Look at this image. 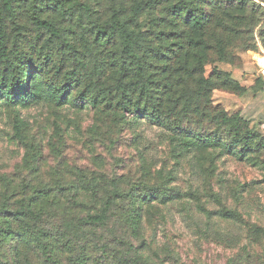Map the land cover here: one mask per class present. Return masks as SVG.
<instances>
[{"label":"rangeland","instance_id":"1","mask_svg":"<svg viewBox=\"0 0 264 264\" xmlns=\"http://www.w3.org/2000/svg\"><path fill=\"white\" fill-rule=\"evenodd\" d=\"M135 1L0 0V81L25 88L32 85L36 94L27 104L0 105V228H17L3 214L19 210L23 193H32L37 179L63 176L72 181L80 174L77 170L101 171L115 179L121 191L146 195L160 187L166 193V198L156 201L158 205L146 208L141 236L129 234L151 264H232L236 256L250 264H264V148L250 153L251 158L213 147L181 152L187 146L172 128L201 126L196 101L186 109L194 117L191 123L188 117L182 120L175 115L168 128L148 122H134L130 127L114 122L113 126L109 121L99 129L93 125V106L73 103L84 91L77 88L79 80L92 87L88 99L94 92L101 97L118 92L110 85L111 48L88 49L94 41L89 21L108 19L115 10L123 17L139 16L150 38L158 35L156 30L163 31L160 45L165 63L172 48L178 50L180 43H186L190 30L175 12L178 0H149L148 5L141 0L139 12ZM249 2L241 18L220 35L213 34L216 39L210 31L203 33L208 41L202 48L206 74L216 68L233 81L229 86L219 81L215 88L217 80L211 79L205 98L212 89L213 102L228 115H237L244 132L256 135L262 145L264 3ZM158 43L157 38L156 43L147 44ZM220 49L224 51L221 58L215 52ZM150 61L162 64L153 57ZM154 70L148 64L147 76ZM60 82L74 87L63 104L55 103L49 90ZM194 87V81L186 85L190 90ZM121 204L123 200L117 202L115 213L124 211ZM229 210L237 216L224 217Z\"/></svg>","mask_w":264,"mask_h":264},{"label":"trees","instance_id":"2","mask_svg":"<svg viewBox=\"0 0 264 264\" xmlns=\"http://www.w3.org/2000/svg\"><path fill=\"white\" fill-rule=\"evenodd\" d=\"M197 1L178 0V5L174 6L183 27L190 33L187 34L186 43H180L178 50L171 49L172 55L166 57L168 63L164 62L160 45L164 39L163 31L156 30L161 36L154 34L155 37L150 38V34L143 31L139 16L123 17L115 10L108 19L89 21L94 31V41L88 49L111 48L113 55L109 58V65L114 67V72L110 85L118 92L108 97L94 92L88 99L87 93L91 92L92 87L88 88V84L84 86L79 80L77 88L84 91L73 98V103L80 101L83 105L88 102L93 106V125L99 129L105 125L107 127L109 121H113V126L114 122L128 124L129 127L134 122H148L168 128L171 120L176 119L175 115L182 117V120L188 117L191 123L194 117L186 109L192 101H196L195 112L201 126L197 129L189 126L184 129L178 125L172 128L177 130L174 132L180 134L182 144L187 146L181 152L213 147L239 158L250 157V153L260 152L264 144L256 141V135L244 132L245 126L237 115H228L222 105L213 102L212 89L205 98L211 79L217 80L215 88H219V81L225 86L233 81L216 68L209 76L206 74L202 49L208 43L203 38L204 34L210 31L211 36L220 35L234 19L241 18L247 12L250 0H215L219 3L213 0ZM148 2L146 0L145 4L148 5ZM260 2L264 3V0ZM143 4L141 0L135 1L138 12ZM37 20L40 25H49ZM156 25L161 26L158 22ZM53 30L57 32V29ZM192 31L199 37H194ZM157 38L159 45L147 44L156 43ZM216 43L219 45V39ZM215 52L219 58L224 55L223 49ZM151 57L162 64H152ZM147 63L156 68L148 76ZM133 71L134 81L131 80ZM223 76L226 79L219 80ZM146 79L150 83H142ZM193 81L195 87L187 89L186 85ZM65 84L60 82L49 87L55 103L63 104L69 99L74 87ZM35 98L32 85L25 88L23 84L12 86L6 79L0 81V105L27 104ZM206 122L213 124V128ZM229 139L231 142L227 143ZM77 172L80 174L72 181H67L63 176L47 181L42 177L37 179L34 191L23 193L19 210L13 214H3L12 226L16 223L17 228L9 227L7 231L0 228V264H151L129 234L132 232L134 236H141L146 208L158 205L156 201L166 198V193L160 187L146 195L121 191L117 181L101 171L81 169ZM24 186L27 187L26 183ZM120 200L125 205L124 211L115 213L113 210ZM232 215L237 216V212L229 210L223 214L224 217ZM232 264L250 262L236 256Z\"/></svg>","mask_w":264,"mask_h":264}]
</instances>
